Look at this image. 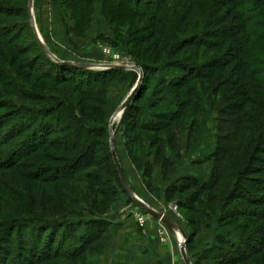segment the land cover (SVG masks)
<instances>
[{"label": "trees", "instance_id": "trees-1", "mask_svg": "<svg viewBox=\"0 0 264 264\" xmlns=\"http://www.w3.org/2000/svg\"><path fill=\"white\" fill-rule=\"evenodd\" d=\"M259 1L65 0L79 36L90 29L100 4L113 27L135 31V60L145 79L120 124L129 158L151 195L160 193L159 178L166 201L189 214V247L215 221L227 227L193 264L264 262V70L248 53L252 28L264 23ZM34 41L41 58L54 65L51 75L0 36V136L5 123L12 130L0 142L17 141L8 158L14 161L0 170L21 186L10 201L20 210L0 212V264H87L110 247L106 217L127 195L103 114L107 91L128 79L136 84L139 76L60 65L36 35ZM153 85L156 95L174 99L175 111L147 116L143 103ZM202 96L216 114L215 150L202 161L212 163L208 180L178 174L201 135L193 119L182 142ZM57 133L71 136L63 142L53 138ZM8 202L0 198L1 205Z\"/></svg>", "mask_w": 264, "mask_h": 264}, {"label": "rangeland", "instance_id": "rangeland-1", "mask_svg": "<svg viewBox=\"0 0 264 264\" xmlns=\"http://www.w3.org/2000/svg\"><path fill=\"white\" fill-rule=\"evenodd\" d=\"M259 2L261 3L260 6L264 8V0ZM29 3L30 0H0V6L6 10L5 14L1 13L2 15H0V36L11 40L16 48L24 50L27 53L26 59L33 60L36 70L49 75L52 73L54 65L46 58H41V53L37 51V41H34L35 32L29 23ZM70 7L72 6L65 0H34L33 15L38 32L44 44L57 58L81 64L135 66L143 73L140 64L135 60L137 53L134 52L132 45V34L135 31L130 26L125 24L124 27L117 30L104 14L103 5L100 4L96 8L90 29L79 36L78 32L74 30L76 22L73 20L74 16ZM248 10L251 13L254 12V9ZM261 24L262 26L252 28L256 35L252 38L248 53L253 58L252 61L260 62L258 68L264 70V23ZM5 51L8 50L5 49ZM80 78L83 77L80 76L77 80ZM144 79L145 76L138 91L140 94L143 92ZM137 83L132 84L128 79L122 83L116 82L109 88L106 105L103 109V114L109 123ZM154 90L155 86L153 85L146 94V100L143 103L147 116H153L156 113H171L176 110L177 107L173 98L167 95L159 97ZM70 92L71 96L74 95L73 88ZM199 107V111H193L186 121L182 142L185 144L186 135L193 119L198 120L201 125V135L193 150L186 154L178 174L208 180L212 163H202V161L210 158L215 150L216 114L211 111L205 96L201 97ZM52 116L55 117V122L57 115ZM121 121L122 119H119L115 124L116 150L131 188L135 195L149 207L175 220L180 226L182 234L171 233L164 223L153 218L133 199L123 194L106 217L112 224L110 247L100 256L88 257L87 264H186L180 249V244L183 242H187V256L193 264L197 257L203 255L216 244L218 235L223 232V228L227 227H223L215 221L210 227L201 229L194 244L189 247V241L194 232L188 221L189 214L180 211L176 204L166 201L164 185L159 178H157V185L160 187V193L157 196L151 195L146 190L141 173L137 171L129 158L124 129L120 127ZM60 123L62 128H65L64 121L61 120ZM5 124V131L0 138L11 134L12 130L7 127L8 123ZM53 136H55L53 138L62 139L64 142L68 136H71V133H57ZM16 144V140L11 141L7 146H2L3 142H0V164L14 161H12V157L8 158ZM19 187L21 186L18 180L0 170V198L9 200L6 205L0 204V212L8 214L11 207H19V205L15 206L10 202L13 195L11 191L13 190L14 194L21 193ZM83 216L88 218L86 215ZM77 218L75 217L74 220ZM14 261L15 257L13 258Z\"/></svg>", "mask_w": 264, "mask_h": 264}, {"label": "water", "instance_id": "water-1", "mask_svg": "<svg viewBox=\"0 0 264 264\" xmlns=\"http://www.w3.org/2000/svg\"><path fill=\"white\" fill-rule=\"evenodd\" d=\"M33 8H34V0H30L29 3V13H30V23L33 27V30L35 32V35L37 37V40L40 43L41 48L43 51L50 56L53 60H55L60 65L66 66V67H72V68H79V69H87V70H126V71H132L136 72L139 76V80L133 91L129 94V96L126 98V100L122 103V105L119 107V109L116 111L114 116L112 117L110 124H109V130H110V144H111V150L114 158V163L117 167L118 173L120 175L121 181L123 183L125 192L127 195L133 199L145 212H147L149 215H151L153 218L161 221L165 224V226L168 228L169 231L173 234L181 233L182 230L180 226L176 223L175 220H173L171 217L167 216L166 214L160 213L157 210L149 207L145 202H143L141 199H139L138 196L135 195L133 189L131 188V185L127 179L126 173L124 171V168L121 164L120 158L118 156L117 150H116V142H115V122L118 117H123L125 114V111L127 108L131 105L134 98L137 96V93L140 89V86L143 81V73L140 69H138L135 66H120V65H93V64H81V63H74L70 61H64L59 58H57L50 50L49 48L44 44L43 39L38 32L35 17L33 15ZM186 243L183 242L180 244L181 254L186 264H192L187 256V250H186Z\"/></svg>", "mask_w": 264, "mask_h": 264}, {"label": "bare ground", "instance_id": "bare-ground-1", "mask_svg": "<svg viewBox=\"0 0 264 264\" xmlns=\"http://www.w3.org/2000/svg\"><path fill=\"white\" fill-rule=\"evenodd\" d=\"M119 119H121V117H118V118H117V120H116L115 124L117 123V121H118Z\"/></svg>", "mask_w": 264, "mask_h": 264}]
</instances>
